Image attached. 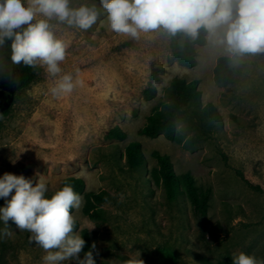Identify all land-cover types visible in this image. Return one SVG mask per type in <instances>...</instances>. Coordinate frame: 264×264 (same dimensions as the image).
Instances as JSON below:
<instances>
[{
  "label": "rangeland",
  "instance_id": "374dc122",
  "mask_svg": "<svg viewBox=\"0 0 264 264\" xmlns=\"http://www.w3.org/2000/svg\"><path fill=\"white\" fill-rule=\"evenodd\" d=\"M103 19L102 14L88 30L57 28L68 43L63 73H78L82 81L73 92L53 96L56 79L40 67L37 80L22 90L16 89L15 68L0 73V112L5 104L9 109L0 120V176L43 175L49 195L69 177L82 178L86 191H109L106 221L84 213L85 195L76 211L75 231H89L97 264H123L132 251H140L145 264H167L162 248L173 250L183 264H232L240 251L264 257V193L247 183L264 190V53L231 63V82L219 84L214 68L221 50L196 45L198 63L183 66L163 31L133 40L108 31ZM154 66L166 71L154 83L157 96L147 100L142 91ZM175 77L200 79L203 102L214 103L221 115L214 136L195 151L139 132L166 100L164 88ZM114 126L127 132L124 140L105 136ZM131 141L143 145L142 167L126 164ZM154 151L169 155L178 175L189 171L199 187L212 189L207 217L186 196L167 200L153 174ZM45 254L31 233L0 222V264H43Z\"/></svg>",
  "mask_w": 264,
  "mask_h": 264
},
{
  "label": "clouds",
  "instance_id": "9594fccd",
  "mask_svg": "<svg viewBox=\"0 0 264 264\" xmlns=\"http://www.w3.org/2000/svg\"><path fill=\"white\" fill-rule=\"evenodd\" d=\"M102 14L108 31L133 40L159 31L197 40L203 31L207 44L232 63L264 53V0H0V47L8 46L13 64L40 67L55 78L53 96L69 94L82 81L78 73H63L68 43L57 28L88 30ZM0 199V222L31 233L46 253L43 264H97L95 243L81 257L86 241L75 229L83 200L71 184L49 195L43 175L28 179L5 172ZM123 264L145 261L132 251ZM232 264H264V257L240 251Z\"/></svg>",
  "mask_w": 264,
  "mask_h": 264
},
{
  "label": "trees",
  "instance_id": "16d2710c",
  "mask_svg": "<svg viewBox=\"0 0 264 264\" xmlns=\"http://www.w3.org/2000/svg\"><path fill=\"white\" fill-rule=\"evenodd\" d=\"M165 33V32H164ZM169 40L172 56L179 64L194 67L198 63L196 45H205V33L202 31L197 40H192L183 33L170 36L165 33ZM232 62L225 55L217 59L214 68V78L219 84L231 82L234 69ZM15 68L17 70L16 89L22 90L29 87L38 78L36 68L13 64L10 60V50L7 45L0 47V73ZM166 71L164 67L154 66L151 72V83L144 87L143 96L149 100L157 96L158 89L155 82L162 80V74ZM200 79L187 80L175 77L170 84L164 88L165 101L147 117V122L139 130L140 134L151 138L160 135L168 140L178 142L189 151H195L203 141L212 138L218 130L221 115L217 106L212 102H203V92L200 89ZM9 113V109L0 112V120ZM108 139L124 140L127 132L119 126L108 129L105 133ZM126 164L130 168L142 167L146 162L143 145L139 141H131L125 148ZM153 156L157 160V166L153 174L157 182L163 187L169 202H177L182 196H186L194 211L202 217H207L211 188L199 187L191 172L178 175L174 163L167 154L154 151ZM65 183L73 186L78 194L85 195L86 202L84 213L93 221L101 222L108 219L109 210L103 206L105 202L113 200L112 194L102 189L100 191H86V185L82 178L69 177L60 181L59 188ZM254 189L264 193L259 185H254L247 180ZM3 199H0V205ZM83 238L86 241L84 251L91 248L90 233L83 229ZM161 255L167 264H183L173 250L161 249ZM202 258V257H201Z\"/></svg>",
  "mask_w": 264,
  "mask_h": 264
},
{
  "label": "water",
  "instance_id": "95a60500",
  "mask_svg": "<svg viewBox=\"0 0 264 264\" xmlns=\"http://www.w3.org/2000/svg\"><path fill=\"white\" fill-rule=\"evenodd\" d=\"M6 108H7V105L5 104V105H4V110H5Z\"/></svg>",
  "mask_w": 264,
  "mask_h": 264
}]
</instances>
